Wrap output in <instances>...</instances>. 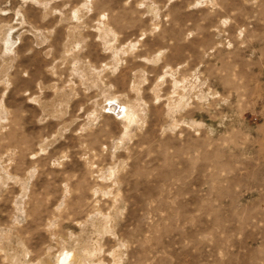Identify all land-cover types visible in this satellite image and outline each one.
Returning a JSON list of instances; mask_svg holds the SVG:
<instances>
[{
  "label": "rangeland",
  "instance_id": "1",
  "mask_svg": "<svg viewBox=\"0 0 264 264\" xmlns=\"http://www.w3.org/2000/svg\"><path fill=\"white\" fill-rule=\"evenodd\" d=\"M0 264H264V0H0Z\"/></svg>",
  "mask_w": 264,
  "mask_h": 264
},
{
  "label": "bare ground",
  "instance_id": "2",
  "mask_svg": "<svg viewBox=\"0 0 264 264\" xmlns=\"http://www.w3.org/2000/svg\"><path fill=\"white\" fill-rule=\"evenodd\" d=\"M111 106V105H110ZM113 107H114V104H113Z\"/></svg>",
  "mask_w": 264,
  "mask_h": 264
}]
</instances>
